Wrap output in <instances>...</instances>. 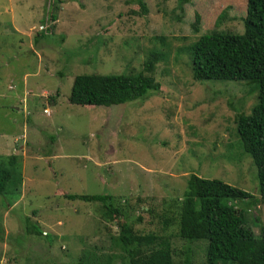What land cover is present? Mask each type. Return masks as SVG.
<instances>
[{
  "label": "rangeland",
  "instance_id": "1",
  "mask_svg": "<svg viewBox=\"0 0 264 264\" xmlns=\"http://www.w3.org/2000/svg\"><path fill=\"white\" fill-rule=\"evenodd\" d=\"M141 1L145 12L135 0H0V156L17 157L20 172L17 191L0 195V264H120V221L169 236L174 264H204L206 241L175 235L187 175L257 196L234 125L257 87L193 79L188 52L206 31L240 33L242 3ZM153 48L164 55L153 70L159 91L109 106L68 102L74 75L138 71ZM254 204L244 217L257 233L264 199ZM25 217L40 235L24 231Z\"/></svg>",
  "mask_w": 264,
  "mask_h": 264
},
{
  "label": "trees",
  "instance_id": "2",
  "mask_svg": "<svg viewBox=\"0 0 264 264\" xmlns=\"http://www.w3.org/2000/svg\"><path fill=\"white\" fill-rule=\"evenodd\" d=\"M177 1L182 5L189 0ZM220 1L232 3L235 0ZM238 1L242 3L239 9L242 31H206L189 45L188 52L193 79L246 80L257 87L256 104L248 113L234 115L241 149L255 168L257 196L219 179L203 178L194 173L187 175L185 190L177 206L175 235L185 240L204 239V264L217 261L224 264H264V224H259L257 215H254L251 221L258 224L255 233L244 217V209L252 208L255 202L264 199V0ZM135 2L143 12L147 10L143 1ZM53 19L54 15L49 13L44 22ZM163 58L164 55L153 48L148 51L138 71L76 74L67 100L77 105L109 106L142 99L150 91H159L153 70L156 62ZM16 159L14 155L0 156V195L17 191L20 185ZM64 196L84 201L109 200L107 194L68 193ZM234 201H244L245 208L237 207ZM103 206L108 216L117 215V209L108 202ZM24 221L27 234H41L35 224H27L26 217ZM117 224L118 243L124 253L120 264H174L169 236L139 233L125 221ZM96 263L79 261L77 264ZM103 264H111L110 257ZM182 264L189 263L184 261Z\"/></svg>",
  "mask_w": 264,
  "mask_h": 264
}]
</instances>
